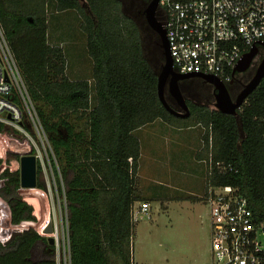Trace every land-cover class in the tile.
Listing matches in <instances>:
<instances>
[{"label": "trees", "instance_id": "obj_1", "mask_svg": "<svg viewBox=\"0 0 264 264\" xmlns=\"http://www.w3.org/2000/svg\"><path fill=\"white\" fill-rule=\"evenodd\" d=\"M150 2L0 0V25L59 163L70 264H134L131 211L142 200L137 190L141 144L135 131L157 120L177 128L200 126L202 159L214 166L207 187L239 188L255 216L264 220V79L236 116L210 109L209 104L215 105L211 85L200 78L185 80L195 90L199 82L206 103L187 100L189 117L171 115L158 96L156 64L163 66L164 56L144 15ZM50 3L55 11L74 10L81 17L92 60L90 79L68 78L62 50L49 44ZM254 74L252 67L235 74L234 84L227 85L233 99ZM82 119L87 129L78 131L74 122ZM4 138L16 149L8 151L0 143V199L9 208L12 226L34 223V208L19 192L20 158L34 150L0 124ZM217 163L233 170L220 173ZM37 169L39 176L40 164ZM37 188L46 189L40 177ZM0 264H57L56 248L27 229L10 243L0 242Z\"/></svg>", "mask_w": 264, "mask_h": 264}, {"label": "rangeland", "instance_id": "obj_2", "mask_svg": "<svg viewBox=\"0 0 264 264\" xmlns=\"http://www.w3.org/2000/svg\"><path fill=\"white\" fill-rule=\"evenodd\" d=\"M144 6L147 8L148 4ZM47 15L48 42L62 50L67 77H90L92 60L87 51L86 36L82 31L81 17L77 11L58 12L50 3ZM157 18L161 21L159 14ZM156 68L160 73L162 64H156ZM195 83L197 84L194 86L198 87V90L193 89L194 87L188 90L187 83L184 84L185 87L180 85L183 96L186 100H193L198 104L199 99L200 102L206 103L207 93L199 91V82ZM165 96L171 104L172 97L167 87ZM208 106L210 109L215 108L213 104ZM74 124L78 131L87 129L85 119L76 120ZM200 128L182 133L177 130L167 133L158 129L155 133L152 126H148L145 132L148 131L149 134L143 132L145 137L141 145L137 190L142 200H148L150 210L148 216H136L131 239L134 264H212L209 207L199 200V164L193 157V150L197 145L196 135ZM32 131L37 146L33 155L36 154L37 164L41 167L38 177L46 189H20L24 200L34 208L36 222L24 223L18 227L10 223L9 208L0 199V242L10 243L23 231L33 228L46 238L55 237L57 264H70L64 188L56 173L59 163L57 159L56 163L51 161V156L55 155L49 149L47 135L39 137L38 133L36 135L34 130ZM187 134L188 136H184ZM61 135H65L64 130ZM0 143L4 147L7 145L8 151L16 149L8 138L0 140ZM169 148L172 152L167 154L165 151ZM202 171L204 174V168ZM204 177L203 175L200 181L205 182ZM172 197L176 199H170ZM138 205L139 203L136 208ZM49 227L52 228L51 231H48Z\"/></svg>", "mask_w": 264, "mask_h": 264}, {"label": "built area", "instance_id": "obj_3", "mask_svg": "<svg viewBox=\"0 0 264 264\" xmlns=\"http://www.w3.org/2000/svg\"><path fill=\"white\" fill-rule=\"evenodd\" d=\"M157 14L178 74L210 75L228 85L242 56L264 40V0H159ZM0 124L26 140L34 152L32 130L46 137L1 25ZM51 161L56 163L53 155ZM128 161L133 163L132 158ZM206 164L208 176L213 175L212 161ZM216 168L220 173L233 170L221 163ZM201 200L209 207L212 264H264V220L255 216L239 188L209 185ZM135 204L134 224L137 215L148 216L150 210L149 202L137 208Z\"/></svg>", "mask_w": 264, "mask_h": 264}, {"label": "water", "instance_id": "obj_4", "mask_svg": "<svg viewBox=\"0 0 264 264\" xmlns=\"http://www.w3.org/2000/svg\"><path fill=\"white\" fill-rule=\"evenodd\" d=\"M159 0H152L145 9V17L149 27L159 36L161 48L163 49L164 64L158 74V96L162 106L173 116L187 118L190 115V108L187 100L183 96L180 82L194 77L202 79L204 82L214 87L215 108L223 114L236 116L238 110L244 105L248 97L258 88L264 79V58L257 67L252 79L243 87L236 98H232L227 85L221 80L210 75L178 74L173 70V61L169 51L166 31L162 23L157 18ZM264 47V40L253 45L246 52L234 68V74L244 73L251 66L259 52V48ZM168 88L170 96L176 100L181 111L171 107L165 96V89ZM37 158L33 154H26L20 158V186L22 189H35L38 183ZM52 228L49 227L48 231ZM50 245L55 244V238H48Z\"/></svg>", "mask_w": 264, "mask_h": 264}, {"label": "crops", "instance_id": "obj_5", "mask_svg": "<svg viewBox=\"0 0 264 264\" xmlns=\"http://www.w3.org/2000/svg\"><path fill=\"white\" fill-rule=\"evenodd\" d=\"M90 77L83 78V79H90ZM71 80H80V79H75L74 78V79H71ZM157 124H160V125H157ZM148 126H152V131L155 132V133L158 132V129H160L161 132L163 131V132H167V133H172V132L174 133V131L177 130L178 133H182V132H186V131L189 132V131H192V130H198V128H200V126L192 127V128H177V127L169 125V124H167V123H165V122H163L161 120H157V121H155V122H153L151 124H148V125L140 128V129H138L137 131H135V135L138 137L141 145L143 143V137H145V135H143V132L146 133L147 135L149 134L148 131L145 132V130H146V128ZM203 132H204L203 129L200 128V132H198V134L196 135L197 136L196 137L197 145L195 146V149L193 150L194 151L193 157L197 160V162L199 164V200L201 199L202 195H205L206 192H207V164H206L205 160L202 159V155L203 154H201L202 153V149H203V143H202V134H203ZM155 133H153V134H155ZM150 136H152L151 133H150ZM184 136H188V134L184 135ZM165 152L167 154H169L170 152H172V150L169 148ZM172 155L175 156V154H172ZM172 155H170V156H172ZM139 167H140V165H139ZM202 168H204V171H205L204 174H203ZM138 171H139V169H138ZM137 175H138V173H137ZM203 175L205 176L204 177L205 182L200 181V180L203 179ZM170 199H176V197H172ZM142 201L148 202V200H141V201H138V202L140 203ZM138 202H136V204Z\"/></svg>", "mask_w": 264, "mask_h": 264}, {"label": "flooded vegetation", "instance_id": "obj_6", "mask_svg": "<svg viewBox=\"0 0 264 264\" xmlns=\"http://www.w3.org/2000/svg\"><path fill=\"white\" fill-rule=\"evenodd\" d=\"M263 58H264V47H260L259 48V52H258L257 56L255 57V59H254V61L252 63V66H251L253 69H255V71H256L257 67L260 65V63L263 60ZM191 79H198L199 80V78H197V77H194V78H191ZM181 84L184 85L185 84V80L184 81H181L180 82V85ZM233 84H234V81H232L230 83V85H233ZM189 86L186 85V88L188 90L193 88L192 86H190V87ZM183 87H185V85ZM211 93L214 94V89L213 90L211 89ZM231 94H232V96H235L236 95V93L232 91V88H231ZM171 104L173 105V107H174L175 110L181 111L180 106L178 105V103L176 102L175 99L171 98ZM199 104L203 105L204 103L200 102V99H199Z\"/></svg>", "mask_w": 264, "mask_h": 264}]
</instances>
